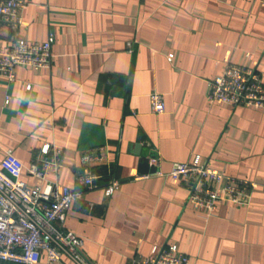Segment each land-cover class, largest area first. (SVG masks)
Segmentation results:
<instances>
[{"label":"crops","instance_id":"1","mask_svg":"<svg viewBox=\"0 0 264 264\" xmlns=\"http://www.w3.org/2000/svg\"><path fill=\"white\" fill-rule=\"evenodd\" d=\"M27 1L19 35H53V57L48 68L17 66L16 81L0 77V166L7 149L28 166L50 142L65 151L58 179L81 189L82 152L107 147V160L93 163L100 186L85 190L66 222L95 264H130L167 242L189 264H264V110L207 99L228 61L264 76V2ZM11 35L0 25V47ZM153 91L163 93L164 113L152 111ZM196 155L255 181L250 205L222 202L213 215L195 208L168 173ZM22 177L33 181L27 170ZM113 177L121 187L106 195ZM36 264L77 263L43 254Z\"/></svg>","mask_w":264,"mask_h":264},{"label":"built area","instance_id":"2","mask_svg":"<svg viewBox=\"0 0 264 264\" xmlns=\"http://www.w3.org/2000/svg\"><path fill=\"white\" fill-rule=\"evenodd\" d=\"M264 2V0H261ZM27 0H0V25L11 32L10 43L0 47V77L17 80L16 67L48 68L51 65L54 36L43 41H30L19 35L24 24ZM207 92L210 102L219 101L237 107L255 106L264 110V76L261 71L228 61L222 74L212 81ZM32 87L27 84V89ZM154 113L166 111L163 93H150ZM6 103L10 96H6ZM9 163L0 166V264H36L43 254L49 263L63 262L66 258L77 264H95L85 251V239L67 227L72 204L84 197L85 190L100 186L103 177L93 166L94 161L107 160V147L101 145L86 149L81 154L83 169L77 173V189L62 183L58 176L64 166V148L46 142L30 165L18 159L7 149ZM149 162L160 167V159L150 157ZM33 178L23 179V171ZM55 179H50V174ZM158 173H161L158 170ZM169 177L189 190V202L197 209L213 215L222 202L250 205L256 182L234 177L211 165L208 157L196 155L192 160L175 162ZM121 187L118 178L105 183L106 195ZM190 256L176 243L155 246L147 254H138L130 264H189Z\"/></svg>","mask_w":264,"mask_h":264}]
</instances>
